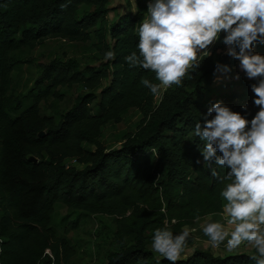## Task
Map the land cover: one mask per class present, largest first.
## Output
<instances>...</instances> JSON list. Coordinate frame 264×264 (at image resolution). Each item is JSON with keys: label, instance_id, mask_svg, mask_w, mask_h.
I'll return each instance as SVG.
<instances>
[{"label": "trees", "instance_id": "trees-1", "mask_svg": "<svg viewBox=\"0 0 264 264\" xmlns=\"http://www.w3.org/2000/svg\"><path fill=\"white\" fill-rule=\"evenodd\" d=\"M147 1L134 0L133 15L110 23L109 0H0V264H68L74 253L67 230L59 234L54 225L57 203L113 218L121 248L106 264H264L257 250L219 256L194 247L184 259L155 261L148 248L177 244L183 228L231 206L245 183L264 203V139L241 151L234 140H209L220 119L241 122L245 132L264 130V72L211 105L204 94L250 48L239 39L245 33L226 53L227 34H219L208 54L180 71L175 66L194 25L167 27L165 9L147 25ZM261 1L242 0L239 10L250 17ZM47 38L90 42L104 61L84 68L51 61L26 94L8 93L12 72L29 61L19 51ZM74 84L85 92L69 110L58 120L40 115L41 101L60 99L58 88ZM131 108L141 115L135 132L106 151L102 127Z\"/></svg>", "mask_w": 264, "mask_h": 264}, {"label": "rangeland", "instance_id": "rangeland-1", "mask_svg": "<svg viewBox=\"0 0 264 264\" xmlns=\"http://www.w3.org/2000/svg\"><path fill=\"white\" fill-rule=\"evenodd\" d=\"M207 2H210L213 7L209 21L204 23L207 27L197 39L192 41L190 51L186 56H181L177 63L178 69L184 71L193 61L208 54L216 37L221 33L227 34L224 53L231 50V45L239 31L245 33L243 36L240 35L239 39L246 41L250 46L248 50L238 54L231 71L221 70L218 73L216 82L204 94V100L215 106L220 103L218 98L221 93L237 91L240 89L242 79H255L264 72V18L261 17L263 3L261 2L257 6L259 14L256 12L257 9H252L251 16L246 17L239 10L242 0H148L149 13L145 19L146 24L149 25L165 9L168 11V18L165 22L167 27L181 32L185 30L186 26L193 24L194 31L202 23L203 7ZM131 5L129 7L125 0H109L107 14L109 22L113 23L121 16L133 15L134 0L131 1ZM255 35H257L256 40L254 39ZM191 36L192 32L183 42L185 50V43L191 39ZM108 42L112 44L110 38H108ZM89 43L47 38L42 45L33 50H20L19 58H26L29 61L19 64L17 69L12 72L11 89L9 88L8 93L12 92L14 96L18 97L26 94L44 65L51 61L76 62L80 68L87 65L99 67L104 59L89 47ZM169 77L170 74L166 72L163 74L162 87L168 86ZM108 82V78L103 80L102 86L107 85ZM99 91L100 89L97 90V93ZM58 92L61 96L60 99L55 100L57 98L49 97L39 103L40 115L52 116L58 120L64 112L72 107L76 95L84 93L85 89L79 84H74L71 87H59ZM98 98L91 104L93 112H96ZM160 98L161 94L159 93L155 96L154 103H158ZM140 118L138 110L131 108L119 122L110 121L105 124L102 127L101 141L107 145L106 151L119 148L120 136L127 132L134 133ZM210 131L209 140L211 142L234 140L240 151L244 149L247 142L251 141L258 145L264 139V130L245 132L244 124L241 122L234 123L224 119L216 121ZM67 163L79 169L83 168V165L73 159ZM221 213V219L215 221L214 228L206 232V235L196 236L192 231H185L182 239L185 236L191 239L187 246H181V242L167 246H148L154 252V260L158 261L164 257L184 259L191 254L194 247L210 250L214 255L219 256L238 251L252 253L257 250L264 259V204L256 199L252 191V184L245 183L242 194L233 201L231 206L225 207ZM52 216L59 234H62L65 229L67 230L66 236L74 253L68 264H106L108 254L117 252L121 248L114 237L115 224L110 216L70 209L61 203L54 205ZM70 223L72 224L70 225Z\"/></svg>", "mask_w": 264, "mask_h": 264}, {"label": "crops", "instance_id": "crops-1", "mask_svg": "<svg viewBox=\"0 0 264 264\" xmlns=\"http://www.w3.org/2000/svg\"><path fill=\"white\" fill-rule=\"evenodd\" d=\"M263 3V14H262V18H264V2L261 1ZM263 203V202H262ZM264 204V203H263ZM222 213H213V214H209L206 215L204 217H206L205 219H203L204 217H202V219L200 218V220H197L195 222L194 225H192L191 227H185L186 229L183 228V230L180 232V239L179 242H181V246H187L191 239H188L187 236H185V238L182 239V235H185V231H192L194 232V234H196V236L199 235H206V232H208L209 230L211 231L214 226H215V221H217L218 219H221V215ZM178 242V243H179Z\"/></svg>", "mask_w": 264, "mask_h": 264}, {"label": "built area", "instance_id": "built-area-1", "mask_svg": "<svg viewBox=\"0 0 264 264\" xmlns=\"http://www.w3.org/2000/svg\"><path fill=\"white\" fill-rule=\"evenodd\" d=\"M213 10V7H212V4L210 3H206L203 7V14H204V18L202 20V23L199 24V26H197L195 28V30L192 32V36H191V39L189 41H186L185 45H186V50L185 52L183 53L182 57H185L187 52L190 51V47H191V44H192V41H194L195 39H197L201 34L202 32H200V29L202 27V24L206 21L208 22L209 21V18H210V13L212 12ZM175 69H178V65L175 66ZM168 74H170L169 72H166Z\"/></svg>", "mask_w": 264, "mask_h": 264}, {"label": "water", "instance_id": "water-1", "mask_svg": "<svg viewBox=\"0 0 264 264\" xmlns=\"http://www.w3.org/2000/svg\"><path fill=\"white\" fill-rule=\"evenodd\" d=\"M44 135V131H40V132H38V136L40 137V136H43ZM29 160L30 161H33V162H35L36 161V159L34 158V157H29Z\"/></svg>", "mask_w": 264, "mask_h": 264}, {"label": "bare ground", "instance_id": "bare-ground-1", "mask_svg": "<svg viewBox=\"0 0 264 264\" xmlns=\"http://www.w3.org/2000/svg\"><path fill=\"white\" fill-rule=\"evenodd\" d=\"M204 23H205V22H204ZM204 23H203V25H202V27H201V29H200V32L204 31L205 28L207 27Z\"/></svg>", "mask_w": 264, "mask_h": 264}]
</instances>
